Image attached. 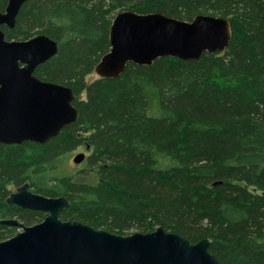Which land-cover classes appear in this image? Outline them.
I'll use <instances>...</instances> for the list:
<instances>
[{"label":"trees","instance_id":"16d2710c","mask_svg":"<svg viewBox=\"0 0 264 264\" xmlns=\"http://www.w3.org/2000/svg\"><path fill=\"white\" fill-rule=\"evenodd\" d=\"M124 10L224 17L231 40L224 52L130 62L88 82ZM0 28L9 40L58 42L35 75L71 87L80 113L46 144L0 143V219L45 217L7 203L10 186L28 183L69 199L63 220L120 235L162 226L191 242L209 237L220 264H264V0H27L15 27ZM81 146L83 167L69 169ZM17 229L0 225V241Z\"/></svg>","mask_w":264,"mask_h":264},{"label":"water","instance_id":"95a60500","mask_svg":"<svg viewBox=\"0 0 264 264\" xmlns=\"http://www.w3.org/2000/svg\"><path fill=\"white\" fill-rule=\"evenodd\" d=\"M26 1L7 0L0 11V26L14 28ZM231 36L229 20L220 16L199 14L186 21L159 12L124 10L113 19L110 50L94 72L114 79L130 62L151 65L164 56L200 59L204 53L224 52ZM57 52L58 42L45 34L9 40L0 28V143L46 144L79 119L74 90L35 75L37 67ZM85 159L86 154L79 152L73 162L81 164ZM7 203L46 216L33 225L16 218L0 219V225L21 229L0 241V264H220L210 251L209 237L191 242L162 226L120 235L78 220H63L61 213L69 199L34 193L28 183L10 193Z\"/></svg>","mask_w":264,"mask_h":264},{"label":"rangeland","instance_id":"374dc122","mask_svg":"<svg viewBox=\"0 0 264 264\" xmlns=\"http://www.w3.org/2000/svg\"><path fill=\"white\" fill-rule=\"evenodd\" d=\"M97 78H99L98 76H97V74L95 73V72H92L90 75H88L87 76V78H86V80L88 81V82H90V81H93V80H95V79H97ZM83 97H85V94L83 93L82 94V98ZM79 152H84L86 155H88L89 154V152L86 150V148L84 147V146H81L80 148H78V149H76L72 154H71V156L69 157V159H68V162H67V167L69 168V169H79V168H82L83 167V164H75L74 162H73V157L77 154V153H79ZM16 189H17V187L16 186H10V190H11V193L12 192H15L16 191ZM44 216H46V214L44 213ZM44 218H41V221L43 220ZM40 220V219H39ZM41 221H36L34 224H36V223H39V222H41ZM33 225V224H32ZM21 229H17V232H19ZM16 232V233H17Z\"/></svg>","mask_w":264,"mask_h":264},{"label":"flooded vegetation","instance_id":"af4514ba","mask_svg":"<svg viewBox=\"0 0 264 264\" xmlns=\"http://www.w3.org/2000/svg\"><path fill=\"white\" fill-rule=\"evenodd\" d=\"M89 149V148H88Z\"/></svg>","mask_w":264,"mask_h":264}]
</instances>
